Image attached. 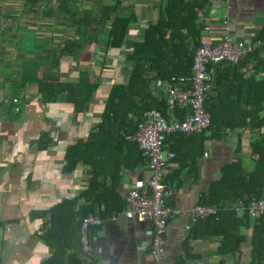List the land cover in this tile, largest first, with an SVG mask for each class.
<instances>
[{
	"label": "crops",
	"instance_id": "0c3cea01",
	"mask_svg": "<svg viewBox=\"0 0 264 264\" xmlns=\"http://www.w3.org/2000/svg\"><path fill=\"white\" fill-rule=\"evenodd\" d=\"M111 1L115 0H0V264H41L49 256L50 260L55 256L59 264H152L150 246L157 226L122 215L129 210L127 193L135 183L149 179L147 162L137 164L135 155L125 147L117 154L94 148L84 154L83 160L73 163L71 171H64L68 164L66 149L79 142L93 143L91 135L99 130L113 85L125 84L131 74L132 65L125 60L129 47L142 39L143 30L159 18L165 5V0H122L127 7L123 14L129 15L132 10L137 17L122 48L106 54V32L102 29L98 43H82L81 48L73 50L74 41L87 39L90 34L87 26L74 24V12L84 16L94 3L101 8ZM199 23L203 25L201 45L220 43L225 24L230 39L256 48L258 45L252 42L264 25V0H208L199 12ZM205 27L210 29L205 31ZM65 47L66 53H60ZM261 58L264 53L258 56ZM254 68L255 61L246 58L238 66L245 78L259 80L264 76L263 66L257 71ZM84 71L101 82V87L83 112H76L73 104L65 102L64 92L50 101L54 90L39 87L41 83H77ZM228 74L233 75V71L214 72L213 66L212 85L221 89L226 85L222 78ZM170 83H152L151 94L167 104L164 89ZM167 108L189 111L179 106L171 109L168 104ZM241 110L247 112L251 107L243 102ZM171 119L177 118H167ZM236 121L247 125L250 119L246 116ZM255 138L254 130L248 128L227 131L220 139L205 141L200 156L183 140L173 144L175 152L168 146L164 149L178 153L164 166L163 180L174 192L165 203L182 213L168 218L161 235L165 248L162 264H250L252 227L241 228L244 240L234 255H220L222 235L198 223L217 215L215 206L199 201L210 184L221 178L224 165L240 162L244 172L253 171L250 142ZM116 162L119 171L113 178ZM102 187L115 188L126 206L105 218L97 206L95 212L83 217L93 216L103 222L92 228L90 253L84 254L77 222L81 212L101 201L100 194L95 197L88 191ZM262 200L264 192L256 201ZM59 205L61 209L53 211ZM197 205L212 207L216 212L194 219L190 212ZM101 207L103 211L105 205ZM243 214L237 211L236 217ZM256 217L250 216V222Z\"/></svg>",
	"mask_w": 264,
	"mask_h": 264
},
{
	"label": "trees",
	"instance_id": "16d2710c",
	"mask_svg": "<svg viewBox=\"0 0 264 264\" xmlns=\"http://www.w3.org/2000/svg\"><path fill=\"white\" fill-rule=\"evenodd\" d=\"M207 4L208 0H165V5L161 6L159 18L143 30L141 40L133 42L129 47L125 60L132 65L131 74L125 84L113 85L102 114L99 130L91 135L93 143L83 145L79 142L75 147L66 149L65 161L68 164L64 168L65 172L71 171L74 167L72 164L83 160L84 154L94 148L95 150H111L117 154L121 153L125 147L128 151L131 150V155H135L137 164H145L147 159L142 155L137 144L126 139L127 136L135 134L143 114L155 109L160 111L166 119L171 115L178 120L187 118L188 113L185 109L176 108L168 111L165 101L151 94L152 83L170 81L174 77L191 74L195 49L202 43L200 36L203 25L199 23V12ZM123 10L126 11L127 7L122 5V0H115L101 8L94 3L92 9L84 16L74 12L72 15L74 24L79 27L87 26L90 34L87 39L85 37L83 40L74 41L73 50L81 48L82 43H98L102 29L106 32L107 39L105 53L120 50L125 44L130 26L137 22V17L132 10L129 15H124ZM252 43L258 46L245 58L248 61H255V71L262 66L264 70V58L258 59V56L264 53V25L256 33ZM65 50L66 47L60 50V53L65 54ZM237 64L240 65V62ZM237 64L221 62L213 65L214 72L223 69L226 73L233 71V75L228 74L226 78H222L226 81V85L220 87L221 89L215 87L213 83L211 90L207 93L204 106L210 115L209 127L199 135L189 137L185 134L168 135L164 140V149L168 146L175 152V149H172L173 144L183 140L189 143L190 149L198 150L197 155L200 156L204 153L203 143L207 140L220 139L227 131L246 128L249 131L254 130L256 138L250 142L251 157L255 162L253 171L244 172L240 162L224 165L221 178L210 184L207 193L202 195L199 201L203 205L215 206L217 215L200 221L198 226L205 223V227L210 226L222 235L220 255H234L244 240L241 228L252 227L250 264H264V213L254 218L253 223L250 222L248 213L251 202L262 199L264 192V76L259 80H256L254 76L245 78L244 74L238 70ZM41 86L54 90L50 101L64 92L65 102L73 104L75 111L80 113L97 93L101 82L94 81L89 72L84 71L77 83H41L39 87ZM39 90L42 91L41 88ZM43 99L46 100L44 97ZM230 99L237 104H233L234 102L229 101ZM243 102L249 104L250 111L241 110ZM246 116L250 119L247 125L237 123L236 119L244 120ZM208 132H211V135H207ZM175 155L178 157V153ZM117 166L116 162V170L112 174L110 172L113 178L117 177L119 171ZM163 184L171 189L167 180H163ZM88 192L95 197L100 194L101 201L96 200L94 208L81 212V218L77 222L78 233L82 218L95 212L97 206L104 218L123 210L126 206V202L115 188L102 187L99 191ZM102 204L105 205L103 211ZM234 205H243L242 217H236L238 207ZM61 207L62 205H59L53 211ZM54 257L52 260L50 256L47 257L41 264H59L60 260Z\"/></svg>",
	"mask_w": 264,
	"mask_h": 264
},
{
	"label": "built area",
	"instance_id": "2783aa9c",
	"mask_svg": "<svg viewBox=\"0 0 264 264\" xmlns=\"http://www.w3.org/2000/svg\"><path fill=\"white\" fill-rule=\"evenodd\" d=\"M210 28L205 27L208 31ZM214 45L204 43L194 54L192 73L190 76L174 77L170 85L164 89L168 107H186L188 111L185 120H167L157 110H148L143 120L137 124L133 136L142 155L147 159L149 179L135 183L134 188L127 193L126 201L129 210L122 213L128 219L152 221L156 226V236L150 246L152 264H162L165 258L162 233L167 226L168 218L180 215L182 211L166 206V199L173 196V191L163 184L165 164L175 157L174 153L164 151V140L173 133L188 135L200 134L210 125V115L204 106L207 93L213 80V65L221 62L237 64L254 51V46L244 41H233L228 36L227 25L222 29V39ZM14 104L18 99H13ZM18 109L16 108V111ZM215 209L197 205L191 210L194 219L205 218L215 214ZM249 215L256 217L264 213V200L251 202ZM101 219L93 216L81 221L80 242L84 254L90 253L89 238L93 227L102 226Z\"/></svg>",
	"mask_w": 264,
	"mask_h": 264
},
{
	"label": "water",
	"instance_id": "95a60500",
	"mask_svg": "<svg viewBox=\"0 0 264 264\" xmlns=\"http://www.w3.org/2000/svg\"><path fill=\"white\" fill-rule=\"evenodd\" d=\"M237 207L239 208L237 211H238V213H241V214H243L244 213V210H243V205H237Z\"/></svg>",
	"mask_w": 264,
	"mask_h": 264
}]
</instances>
